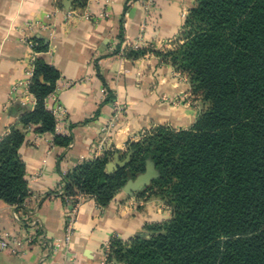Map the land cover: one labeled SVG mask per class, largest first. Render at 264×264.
Wrapping results in <instances>:
<instances>
[{"label":"crops","instance_id":"obj_1","mask_svg":"<svg viewBox=\"0 0 264 264\" xmlns=\"http://www.w3.org/2000/svg\"><path fill=\"white\" fill-rule=\"evenodd\" d=\"M67 1L73 0H0V140L23 112L35 107L26 83L37 57L60 71L47 106L53 110L60 104L64 110L56 115V133L27 131L20 148L30 192L24 208L38 226L18 221L15 207L0 198V232L19 240L34 233L28 244L0 248V264H101L111 240L149 236L148 225L172 217L170 206L147 192L153 180L132 192L123 187L104 207L84 196L67 242L68 206L59 194L64 178L106 150L125 159L130 142L159 126L190 128L203 109L193 99L188 76L158 53L182 41L195 0H88L77 9L72 3L68 8ZM69 11L75 15L68 17ZM39 42L48 49L34 50ZM148 46L152 51L144 55H127L131 48ZM17 83L22 86L14 91ZM112 118L109 147L99 150L102 127ZM56 134L73 141L58 146Z\"/></svg>","mask_w":264,"mask_h":264},{"label":"trees","instance_id":"obj_2","mask_svg":"<svg viewBox=\"0 0 264 264\" xmlns=\"http://www.w3.org/2000/svg\"><path fill=\"white\" fill-rule=\"evenodd\" d=\"M87 1L74 0L73 7ZM181 40L158 53L189 77L207 109L190 128L159 126L130 142V162L113 172L107 166L116 150L83 161L61 188L104 207L153 161L158 176L147 191L170 206L172 217L148 225L149 236L111 240L109 262L264 264V0H195ZM47 49L44 42L34 46ZM147 51L131 48L127 55ZM33 66L35 107L0 140V198L16 210L25 209L30 195L20 156L27 131L56 133L58 123L47 99L61 73L41 57ZM72 141L61 134L54 139L65 147Z\"/></svg>","mask_w":264,"mask_h":264},{"label":"built area","instance_id":"obj_3","mask_svg":"<svg viewBox=\"0 0 264 264\" xmlns=\"http://www.w3.org/2000/svg\"><path fill=\"white\" fill-rule=\"evenodd\" d=\"M68 13H69L68 16H70V14L75 13V11H69ZM21 84L22 83L15 84L13 87L14 91H16L17 88ZM29 86H30V81L28 83H26V90L28 92H30ZM54 93H52L51 95H53ZM21 103L24 104V102H21ZM52 111L55 115H58V116L64 112L63 107L60 104L56 105ZM115 121H116V118H112L109 122H107L102 127V134H101V136L98 140V144H97V148L99 150H102V149L109 147L110 128H112L114 126ZM59 194L64 196L65 201H66L67 206H68V209H67V212L65 215V230H66V241L70 242L71 237L75 232L74 230H75V222H76V217H77L78 206H79L80 202L84 199V196L81 194L67 195L65 193V190L62 188H60ZM76 199H77V201H76ZM31 215H32V212L30 210L29 211H27L26 209L14 210V217L18 221L28 225L29 227H37L38 223L30 218ZM33 240H34V233L33 232H30L24 238V240H19L18 238L9 237L7 234L0 232V248L1 249L9 248L12 243L28 244V243L32 242ZM110 249H111V245H110V243H108L106 245V254H105L104 259H103L101 264H110L111 263V262H109Z\"/></svg>","mask_w":264,"mask_h":264},{"label":"water","instance_id":"obj_4","mask_svg":"<svg viewBox=\"0 0 264 264\" xmlns=\"http://www.w3.org/2000/svg\"><path fill=\"white\" fill-rule=\"evenodd\" d=\"M72 1H67L68 8H70ZM132 151H129L125 159H121L119 153L115 155V159L108 163V171L113 172L118 167L126 166L131 160ZM156 176L158 170L153 161H148L145 172L139 174L135 179H131L124 186L127 192L143 189L145 185L149 184ZM112 264H120L116 259Z\"/></svg>","mask_w":264,"mask_h":264},{"label":"rangeland","instance_id":"obj_5","mask_svg":"<svg viewBox=\"0 0 264 264\" xmlns=\"http://www.w3.org/2000/svg\"><path fill=\"white\" fill-rule=\"evenodd\" d=\"M73 3H74V0L72 1V5H73ZM195 3V2H194ZM74 9H77V8H74ZM68 15H69V13H68ZM72 15H75V13H73V14H70V16H72ZM69 17V16H68ZM176 42V41H175ZM151 47L152 46H148V47H144V48H146V49H148V50H150V51H152V49H151ZM175 47V46H174ZM174 47H170V48H168L167 50H170V49H173ZM189 78V77H188ZM192 95L194 96V100H197L198 101V104L200 105V106H202L203 107V109H201V113L204 111V110H206L207 109V107H208V102H206L204 99H203V97H202V94L201 93H193L192 92ZM122 108V107H121ZM123 110V109H122ZM122 110H121V112H122ZM200 113V114H201ZM200 114H199V116H200ZM198 116V117H199ZM198 119V118H197ZM147 133V132H146ZM145 133V134H146ZM151 186V184L148 186V188ZM148 192V191H147ZM150 194H152V192H150ZM155 194V193H154Z\"/></svg>","mask_w":264,"mask_h":264}]
</instances>
